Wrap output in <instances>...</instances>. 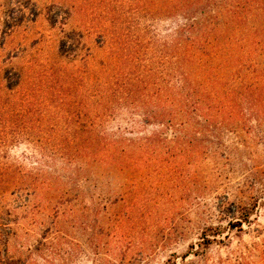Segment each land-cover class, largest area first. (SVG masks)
<instances>
[{
  "label": "rangeland",
  "instance_id": "rangeland-1",
  "mask_svg": "<svg viewBox=\"0 0 264 264\" xmlns=\"http://www.w3.org/2000/svg\"><path fill=\"white\" fill-rule=\"evenodd\" d=\"M8 1L42 13L31 29L10 37L0 54L27 38L25 53L33 55L36 50L30 44L41 38L43 57H53L56 43L51 40L70 37L76 60L67 67L78 74L83 67L101 66L111 54H168L173 52L172 41L204 39L192 24L206 16L210 27L221 25L225 18L214 10L232 9L234 4L204 1L174 13L171 0ZM53 14L59 17L51 29ZM105 38L113 39L110 47L101 45ZM240 106L243 115L233 121L197 119L199 130L187 131L183 156L176 149L170 158L164 155V144H158L153 158L182 162L176 172L164 163L119 171L110 165L97 170L101 179H77L74 165L67 169L61 159H46L49 166L42 169L72 179L64 188L69 195L56 192L41 199L38 194L29 202L35 208L14 210L9 218L13 229L0 228V264H264V115L248 111L245 103ZM147 119L141 109L119 108L104 130L113 138L145 145L162 131L160 125L146 124ZM9 152L26 170L41 166L39 149L32 143L22 141ZM12 202L6 198L5 204L13 207ZM54 204L58 214L41 209ZM253 204L255 210L242 230L233 227L238 209ZM210 226L220 227L222 233L210 236L216 242L203 257H195L202 232Z\"/></svg>",
  "mask_w": 264,
  "mask_h": 264
},
{
  "label": "trees",
  "instance_id": "trees-1",
  "mask_svg": "<svg viewBox=\"0 0 264 264\" xmlns=\"http://www.w3.org/2000/svg\"><path fill=\"white\" fill-rule=\"evenodd\" d=\"M204 1L212 0H171V10L175 13ZM0 5V51H4L8 39L31 29L42 12H29L8 0ZM214 12H222L221 25L210 27L206 16L192 24L204 39L187 38L185 44L172 41L173 52L168 54H111L101 66L83 67L80 74L67 67L76 60V45L70 37L51 40L56 43L53 57H43L41 38L30 44L36 50L33 55L25 53L27 38L0 54V228L4 232L13 229L9 218L14 210L31 207L32 196L69 195L64 188L72 179L42 169L49 166L46 159L51 163L61 159L67 169L74 165L77 179L91 175L101 179L103 174L97 170L110 165L119 171L164 163L176 172L182 162L153 158L158 144H164V155L170 158L176 149L183 156L180 149L187 131L199 130L197 119L214 124L219 119L233 121L243 115L241 103L248 111L264 115V0H234L232 9L223 6ZM58 17L50 18L51 29ZM105 40L101 45L110 47L113 39ZM128 107L146 112V124L162 127L155 134L157 139H147L143 145L105 132L113 113ZM22 141L39 149V168L26 170L10 155L9 149ZM6 198L13 207L6 206ZM41 209L58 214L59 207ZM254 210L255 204L239 208L232 226L241 231ZM221 233L220 227L205 228L195 257H203L216 242L210 236ZM42 245L50 248L48 243Z\"/></svg>",
  "mask_w": 264,
  "mask_h": 264
}]
</instances>
